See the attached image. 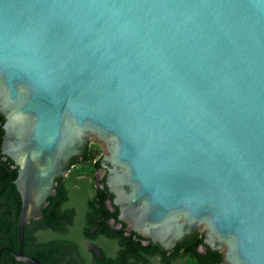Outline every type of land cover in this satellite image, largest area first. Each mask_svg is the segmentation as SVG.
I'll use <instances>...</instances> for the list:
<instances>
[{
    "label": "water",
    "instance_id": "1",
    "mask_svg": "<svg viewBox=\"0 0 264 264\" xmlns=\"http://www.w3.org/2000/svg\"><path fill=\"white\" fill-rule=\"evenodd\" d=\"M18 249L90 140L128 230L264 264V0H0Z\"/></svg>",
    "mask_w": 264,
    "mask_h": 264
},
{
    "label": "flooded vegetation",
    "instance_id": "2",
    "mask_svg": "<svg viewBox=\"0 0 264 264\" xmlns=\"http://www.w3.org/2000/svg\"><path fill=\"white\" fill-rule=\"evenodd\" d=\"M88 148L93 150L89 146ZM0 156H2L3 161H8L10 159L1 154V151ZM92 157L93 160L89 159V157L87 158L84 151L74 162H71L68 175L63 177L64 180L67 181V183H65L68 187L67 189L73 192H84L83 195L86 200L84 210H80L78 205H76L74 217L72 222H69V225L72 226L78 215L82 214L83 228L85 229L87 217L91 212L101 224L90 227V236L92 238L80 239L79 245L70 244V246H63L68 247L67 251L63 254H56L48 258V264H208L207 257L212 250L207 247L204 242L197 243L196 246L192 245L193 247H190L187 241H185V239L188 238L186 237L179 241L175 248L169 252L164 250L161 245L155 244L129 231L127 225L119 220L120 209L114 202L115 196L109 191L106 176H100V160L102 157H98L95 150L92 152ZM98 162L99 166L96 167V163ZM80 165L90 166L93 172L92 175H90L91 171L85 174L77 173V169L73 168H77ZM13 166L15 167V165ZM60 185L61 184L58 182L56 187L57 194L54 197L58 195L57 189ZM90 198H95L97 211H91L88 207V200ZM68 203L69 198L66 196L63 206ZM50 205L51 204L48 203L47 207ZM43 219L44 216L40 220L31 221L29 224L32 232L31 236L33 237L31 250L29 249L31 253L36 252L39 243H43L47 240L46 230L48 226H42ZM65 226L68 227L67 223ZM202 235L204 239V234L202 233ZM179 243L181 244L178 246ZM26 254L38 258L36 255ZM38 259L44 264L42 259ZM222 260L214 263L221 264ZM15 261L17 264H25L18 262L16 259Z\"/></svg>",
    "mask_w": 264,
    "mask_h": 264
},
{
    "label": "trees",
    "instance_id": "3",
    "mask_svg": "<svg viewBox=\"0 0 264 264\" xmlns=\"http://www.w3.org/2000/svg\"><path fill=\"white\" fill-rule=\"evenodd\" d=\"M4 123L5 118L0 115V151L4 136ZM92 152L93 150H90L87 146L85 156L93 160ZM76 159L77 157H75L72 162ZM13 165L14 163L12 160L9 159L8 161H3L2 156H0V249L4 246L18 249L17 223L21 211L22 200L15 185L17 168ZM98 166L99 162L96 163V167ZM92 173L93 172L91 171L90 175H92ZM57 181L61 184L57 189L58 195L56 197H50L48 202L51 205L43 209L44 219L42 226H48V229L46 230L47 240L37 245L38 249L35 253L29 252V249L31 250V246L33 244L30 225H28L25 230V252L31 255H36L38 258L43 260L44 264H46L47 259L53 255L63 254L66 252L68 247L63 246H70V244L79 245L80 239L92 238L90 236V227L101 224L97 221L96 216L91 214V212L87 217L85 229L83 228L84 224L82 214H79L73 225L70 226L69 222H72L76 205H78L80 210H84L85 208L86 200L83 195L84 192H73L70 189H67L68 187L65 185L67 181L64 180V178H60ZM66 196L69 198V203L63 206ZM96 205L97 203L95 198H90L88 200V207L91 211H97ZM65 222L68 227L65 226ZM185 241H187L190 247H193L196 246L197 243L203 242V235L201 232H197L195 235L186 238ZM180 244L181 243H179L178 246ZM220 260H222L221 252L211 251L207 257L208 264H215L214 262ZM0 264L17 263L12 253L9 250H5L1 255Z\"/></svg>",
    "mask_w": 264,
    "mask_h": 264
},
{
    "label": "rangeland",
    "instance_id": "4",
    "mask_svg": "<svg viewBox=\"0 0 264 264\" xmlns=\"http://www.w3.org/2000/svg\"><path fill=\"white\" fill-rule=\"evenodd\" d=\"M90 148H92L93 150L96 151L97 153V156L98 157H102L103 154H104V149L103 147L97 143L95 140H90L89 142V145H88ZM73 169H77V171L80 173V174H85L89 171L92 170V168L90 166H83V165H80L78 166L77 168H73Z\"/></svg>",
    "mask_w": 264,
    "mask_h": 264
}]
</instances>
